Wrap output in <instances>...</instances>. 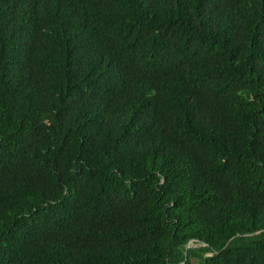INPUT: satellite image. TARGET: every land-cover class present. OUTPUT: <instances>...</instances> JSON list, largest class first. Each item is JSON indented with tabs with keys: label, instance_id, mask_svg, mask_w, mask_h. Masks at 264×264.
Masks as SVG:
<instances>
[{
	"label": "trees",
	"instance_id": "16d2710c",
	"mask_svg": "<svg viewBox=\"0 0 264 264\" xmlns=\"http://www.w3.org/2000/svg\"><path fill=\"white\" fill-rule=\"evenodd\" d=\"M0 264H264V0H0Z\"/></svg>",
	"mask_w": 264,
	"mask_h": 264
},
{
	"label": "water",
	"instance_id": "95a60500",
	"mask_svg": "<svg viewBox=\"0 0 264 264\" xmlns=\"http://www.w3.org/2000/svg\"><path fill=\"white\" fill-rule=\"evenodd\" d=\"M191 246V242L189 244H187V247H190Z\"/></svg>",
	"mask_w": 264,
	"mask_h": 264
},
{
	"label": "rangeland",
	"instance_id": "374dc122",
	"mask_svg": "<svg viewBox=\"0 0 264 264\" xmlns=\"http://www.w3.org/2000/svg\"><path fill=\"white\" fill-rule=\"evenodd\" d=\"M191 244H193V243H191Z\"/></svg>",
	"mask_w": 264,
	"mask_h": 264
}]
</instances>
